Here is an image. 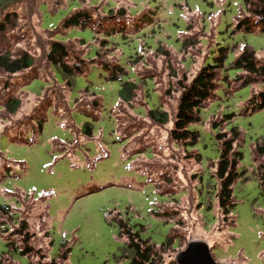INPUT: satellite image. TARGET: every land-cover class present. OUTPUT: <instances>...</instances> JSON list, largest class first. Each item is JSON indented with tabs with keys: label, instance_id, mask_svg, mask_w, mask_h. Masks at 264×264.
I'll list each match as a JSON object with an SVG mask.
<instances>
[{
	"label": "rangeland",
	"instance_id": "rangeland-1",
	"mask_svg": "<svg viewBox=\"0 0 264 264\" xmlns=\"http://www.w3.org/2000/svg\"><path fill=\"white\" fill-rule=\"evenodd\" d=\"M75 2L90 16L91 30L62 27ZM250 16L243 0H11L0 9V54L33 58L28 71H0V207L11 209L0 214L2 264L38 262L19 254L21 221L33 235L32 253L41 248L58 264H131L118 221L157 248L173 239L156 264H176L191 240L206 243L217 264H264V158L254 151L264 143V109L245 113L264 85L240 88L235 78L242 73L232 68L245 47L264 61L261 27L235 29ZM112 29L124 40L118 33L106 38ZM52 41L83 64L71 87L46 61ZM221 50L218 80L227 84L215 87L199 122L188 126L196 144L175 143L169 134L180 86ZM119 62L130 69L126 82L136 85L129 102L118 97L121 82L106 73L119 70ZM8 100L19 102L14 114L5 110ZM157 108L168 115L164 126L147 117ZM86 123L89 138L81 134ZM234 128L240 176L232 186L234 219H224L215 199L216 136ZM64 249L69 253L60 260Z\"/></svg>",
	"mask_w": 264,
	"mask_h": 264
},
{
	"label": "trees",
	"instance_id": "trees-1",
	"mask_svg": "<svg viewBox=\"0 0 264 264\" xmlns=\"http://www.w3.org/2000/svg\"><path fill=\"white\" fill-rule=\"evenodd\" d=\"M11 0H0V9L5 8ZM246 11L251 15L255 21L250 22L248 18L240 20L236 24V31L243 30L245 33H252L254 29L260 28V33H264V0H243ZM76 7L72 9L70 14L62 21L61 25L64 29L79 28V29H90L91 30V19L90 16L80 12L78 3L75 2ZM110 11V10H109ZM108 11V12H109ZM77 12V13H76ZM107 13V12H106ZM90 27V28H88ZM4 32V28L0 25V33ZM118 33L122 40V33L115 32L114 29L107 34L110 37ZM106 42L107 39L105 40ZM225 50L220 51V56L214 59L212 64H202L198 73L190 81L189 84L180 86V97L178 100L177 111L174 116V122L172 129L170 130V138L175 143H181L182 146H194L198 140V136L195 132H190L188 126L199 122V113L203 109V105L213 97V93L216 91V86L219 83L226 81V78L218 80L219 75L222 76L224 62L226 60ZM46 61L52 66L57 68L66 80V87H71V79L75 76L84 75L83 64L76 63L72 60L71 55L65 48V46L56 41H52L49 50L46 54ZM255 58V53L249 48L245 47L241 50L239 55L236 57L232 64V68L236 72L242 73L235 78L236 83L240 85V88L247 86L264 85V61L258 62ZM33 66V58L26 52L21 53L16 57H11L8 54H0V71L3 73L13 76L22 72L28 71ZM119 70H111L108 74L109 81L121 82V87L118 92V97L126 102H129L133 98V93L136 89L134 83L126 82L130 78V69L121 65ZM127 71V77L125 81H121L122 72ZM19 108V102L17 100H8L5 104V110L9 114H14ZM264 109V88L259 91H255L248 99L245 105V113H254ZM148 119L157 125L164 126L168 123V115L161 109L148 110ZM232 116L223 119L221 122L225 123L230 121ZM227 120V121H226ZM213 128H217V124L212 125ZM37 127L41 131L42 123L37 122ZM39 131V132H40ZM92 126L88 123L84 124L81 134L87 138L92 136ZM240 133L234 128L231 130L230 135L222 133L216 136V140L221 142L220 156L216 163L214 178L218 181V190L215 195L217 202V208L222 212L224 219L230 215L231 210L235 207V203L232 198V186L236 179L239 178L237 172L238 162L241 160V153L235 150L234 144L238 140ZM255 154L264 158V143L256 146L254 149ZM256 156V158H257ZM255 158V160H256ZM213 177V176H212ZM260 176V185L264 186ZM10 208L8 206L0 207V214L2 216H9ZM234 219V218H233ZM226 221V220H224ZM234 223V222H233ZM119 229L122 237L125 236L127 239V247L133 252V258L131 264H156L157 261H161V255L165 253L163 250L172 244L173 239L167 237L165 243L159 248L151 245L148 241L140 239L137 233H133L127 224L118 221ZM21 229L20 244L22 249L19 251L16 247L14 249L19 251V254L23 257L34 256L38 259L37 264H58L54 260L48 261L45 254L41 253V248L33 252L31 241L33 235L29 233L26 221H21L19 225ZM170 235V234H169ZM8 249L11 247L9 243L6 244ZM163 250V252H161ZM14 251V250H12ZM14 251V252H16ZM69 251L68 249L62 250L59 259L65 260ZM44 261V262H43ZM0 264L2 260L0 259Z\"/></svg>",
	"mask_w": 264,
	"mask_h": 264
},
{
	"label": "water",
	"instance_id": "water-1",
	"mask_svg": "<svg viewBox=\"0 0 264 264\" xmlns=\"http://www.w3.org/2000/svg\"><path fill=\"white\" fill-rule=\"evenodd\" d=\"M176 264H217L212 258L210 248L202 241L191 240L185 250L175 257Z\"/></svg>",
	"mask_w": 264,
	"mask_h": 264
}]
</instances>
